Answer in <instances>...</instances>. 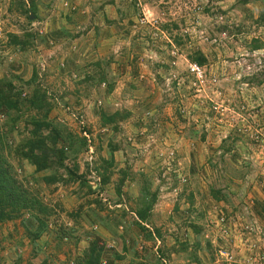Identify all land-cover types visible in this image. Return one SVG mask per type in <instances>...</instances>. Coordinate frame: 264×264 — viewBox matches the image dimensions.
I'll return each mask as SVG.
<instances>
[{
	"label": "rangeland",
	"instance_id": "rangeland-1",
	"mask_svg": "<svg viewBox=\"0 0 264 264\" xmlns=\"http://www.w3.org/2000/svg\"><path fill=\"white\" fill-rule=\"evenodd\" d=\"M243 2L0 0V82L86 143L37 173L12 156L44 111L0 110L15 177L53 213L39 238L3 224L0 264H74L93 240L102 264H264V0Z\"/></svg>",
	"mask_w": 264,
	"mask_h": 264
},
{
	"label": "trees",
	"instance_id": "trees-1",
	"mask_svg": "<svg viewBox=\"0 0 264 264\" xmlns=\"http://www.w3.org/2000/svg\"><path fill=\"white\" fill-rule=\"evenodd\" d=\"M28 1L30 4L28 12L34 13L36 8L33 4V0ZM242 1H244L243 3H248L253 0ZM14 43L18 45L17 42ZM255 48L258 49V46H255ZM191 61L197 63L199 66L204 64L202 58L198 59L192 57ZM100 80H102V78H100ZM0 83H4V86L0 88V110L6 112L8 117L13 115V122L19 119V114L22 110L26 112L29 108L43 110L45 114L42 120H33L29 122L31 125V130L29 131L30 137L25 139L26 143L24 145L18 146L16 149L14 148L13 159L26 161L29 165L34 167L37 173H41L56 168L58 165L61 166L64 152L58 149V144H67L71 146V149L75 146H80L82 148L86 146L85 140H80L75 143L67 140V136H63L59 125H55L46 119V114L50 109L47 108L48 104H46L44 95L39 96L38 92H34L37 96L34 95L29 97L26 102H24L21 101L19 94H13L11 83ZM110 88L112 87L110 86ZM110 91H112V89H109V92ZM129 115L128 112L115 111L110 115L102 113L100 117L102 122L115 127L118 122L128 118ZM44 132H47V134H44ZM7 134L8 133H2L0 129V227L7 222H12L20 218L28 225L30 220L32 221V225L33 223L35 224L33 225L35 231L29 232L27 228V232L33 233V239L39 238L40 235H43L47 231L53 213L49 211L47 206L33 196L15 177L16 175L12 170V166L8 163L5 156L8 146ZM105 183L106 182L103 181L101 184L105 185ZM89 191H91V188H89ZM210 195L216 203L223 201L224 197L219 196V192L211 191ZM154 202L155 199L149 203L147 207L149 210L152 208ZM136 216L140 222L145 220L144 214L140 210L136 211ZM193 229L194 232H197L196 228L193 227ZM143 231L146 233L147 240L154 239L152 233H150L148 229L146 230L145 228ZM186 246L187 244H180L182 251H186ZM197 248L199 249L200 246L195 244V249ZM102 250L101 246L98 245V241L93 240L89 243L82 255L75 260L74 264H102Z\"/></svg>",
	"mask_w": 264,
	"mask_h": 264
},
{
	"label": "built area",
	"instance_id": "built-area-1",
	"mask_svg": "<svg viewBox=\"0 0 264 264\" xmlns=\"http://www.w3.org/2000/svg\"><path fill=\"white\" fill-rule=\"evenodd\" d=\"M189 70H190V72H191L194 76H196V77H198V78H200V77L202 76L201 70H200L199 67H198L197 65H195V64L190 65V66H189Z\"/></svg>",
	"mask_w": 264,
	"mask_h": 264
}]
</instances>
